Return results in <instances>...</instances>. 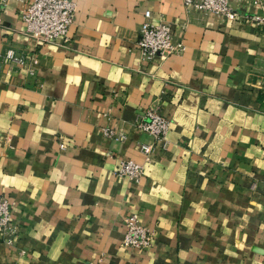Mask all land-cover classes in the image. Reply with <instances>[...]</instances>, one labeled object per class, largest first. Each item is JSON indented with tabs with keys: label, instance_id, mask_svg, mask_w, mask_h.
I'll return each instance as SVG.
<instances>
[{
	"label": "crops",
	"instance_id": "0c3cea01",
	"mask_svg": "<svg viewBox=\"0 0 264 264\" xmlns=\"http://www.w3.org/2000/svg\"><path fill=\"white\" fill-rule=\"evenodd\" d=\"M73 1L63 47L27 35L21 4L0 7V198L17 229L14 245L0 235V264H264V34L183 0ZM146 11L184 53L142 55ZM8 51L26 66L3 64ZM151 108L170 131L147 162ZM128 160L140 183L115 176ZM134 214L148 250L124 244Z\"/></svg>",
	"mask_w": 264,
	"mask_h": 264
},
{
	"label": "built area",
	"instance_id": "2783aa9c",
	"mask_svg": "<svg viewBox=\"0 0 264 264\" xmlns=\"http://www.w3.org/2000/svg\"><path fill=\"white\" fill-rule=\"evenodd\" d=\"M11 1L22 5L21 18L27 28L26 33L37 43H52L62 47L70 44L69 31L77 10L73 0H0V7L5 8ZM234 1L242 0H183L188 10L200 11L205 15L213 14L233 22L252 24L264 34V2L254 0L253 6L258 9V12L242 13L234 7ZM144 19L137 46L146 59L153 60L156 57L167 59L171 55L185 52L186 45L183 39L173 34L170 23L153 22L151 11H146ZM3 64L26 66L24 57L17 55L14 51L6 53ZM257 86L264 94V78L257 81ZM138 128L151 139L149 143L138 145V150L149 162L159 145L165 147L170 131V121L157 109L151 108L138 122ZM102 131L106 138L116 142L124 143L127 140L124 132L109 126ZM114 173L116 177L133 183H140L145 175L143 165L133 160L121 161ZM124 229L126 235L124 244L127 248L140 250L151 248L153 235L142 225L138 215H130L125 220ZM16 233L11 205L7 197L3 196L0 198V235L9 245H14Z\"/></svg>",
	"mask_w": 264,
	"mask_h": 264
}]
</instances>
